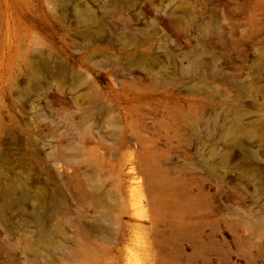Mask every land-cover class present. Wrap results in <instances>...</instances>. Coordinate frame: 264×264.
I'll use <instances>...</instances> for the list:
<instances>
[{"label": "rangeland", "instance_id": "1", "mask_svg": "<svg viewBox=\"0 0 264 264\" xmlns=\"http://www.w3.org/2000/svg\"><path fill=\"white\" fill-rule=\"evenodd\" d=\"M0 264H264V0H0Z\"/></svg>", "mask_w": 264, "mask_h": 264}, {"label": "bare ground", "instance_id": "2", "mask_svg": "<svg viewBox=\"0 0 264 264\" xmlns=\"http://www.w3.org/2000/svg\"><path fill=\"white\" fill-rule=\"evenodd\" d=\"M134 180V179H133ZM132 181V180H130ZM136 186V185H135ZM6 187V191L5 193L3 194V202H4V205L7 206L9 204V201H10V198L13 196L14 194V189L16 188L15 185H11L9 183H7L5 185ZM16 192V191H15ZM39 197H42L41 193L38 194V200H39ZM39 205V204H38ZM33 220L35 221L36 223V226H37V229H38V233H39V236L42 238V237H47L46 235V232L44 231V225H43V222H42V218H41V214L40 213H37L35 216L32 217Z\"/></svg>", "mask_w": 264, "mask_h": 264}]
</instances>
